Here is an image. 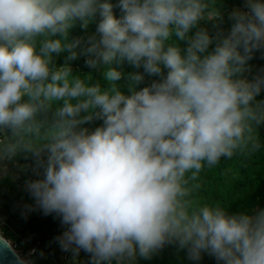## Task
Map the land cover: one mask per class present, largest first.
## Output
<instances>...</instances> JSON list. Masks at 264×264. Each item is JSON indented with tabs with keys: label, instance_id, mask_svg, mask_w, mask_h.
Segmentation results:
<instances>
[{
	"label": "clouds",
	"instance_id": "obj_1",
	"mask_svg": "<svg viewBox=\"0 0 264 264\" xmlns=\"http://www.w3.org/2000/svg\"><path fill=\"white\" fill-rule=\"evenodd\" d=\"M257 55L264 0H0V171L33 159L21 215L57 220L71 264H137L169 245L191 264H264V207L199 196L203 170L264 152Z\"/></svg>",
	"mask_w": 264,
	"mask_h": 264
},
{
	"label": "trees",
	"instance_id": "obj_2",
	"mask_svg": "<svg viewBox=\"0 0 264 264\" xmlns=\"http://www.w3.org/2000/svg\"><path fill=\"white\" fill-rule=\"evenodd\" d=\"M241 0H222V6L229 9L239 5ZM114 12H118L114 9ZM90 25L89 28H93ZM223 27H228L225 20ZM84 30L76 26L72 29V35H79ZM84 58L79 57L72 61L73 70L81 74L87 73L89 68L84 64ZM63 62V54L56 57V63ZM256 67L264 65V59L259 55L250 62ZM123 72L131 71L127 63L118 65ZM93 79H98L102 86L108 84L103 80L101 73L95 71ZM123 90H127V82L122 78L119 82ZM264 95V93H261ZM100 120L89 122L88 126L94 128L100 124ZM260 134L264 137V126L260 128ZM8 170L0 171V215L3 216V236L14 242L16 247L25 245L22 252L29 253L31 264H71L69 258L61 253L52 237L60 230L57 220L51 216H44L39 211H32L27 215L23 207L30 202V198L24 191L25 179L32 175L33 159L29 154L18 153L13 159L4 161ZM18 172L16 179L11 173ZM200 198L218 202L227 206L230 212L250 211L254 208L264 207V152L252 156L237 155L231 159H221L220 163L211 169H205L199 177ZM35 249L30 253L31 249ZM43 253L42 255L40 253ZM83 256V253H81ZM71 262V261H70ZM137 264H191L182 249L174 245L166 246L151 259H138ZM200 264H216L215 260L207 255L203 257Z\"/></svg>",
	"mask_w": 264,
	"mask_h": 264
},
{
	"label": "water",
	"instance_id": "obj_3",
	"mask_svg": "<svg viewBox=\"0 0 264 264\" xmlns=\"http://www.w3.org/2000/svg\"><path fill=\"white\" fill-rule=\"evenodd\" d=\"M13 250L15 253L19 254L13 246L12 249H10L0 242V264H19V261L16 259V255Z\"/></svg>",
	"mask_w": 264,
	"mask_h": 264
},
{
	"label": "built area",
	"instance_id": "obj_4",
	"mask_svg": "<svg viewBox=\"0 0 264 264\" xmlns=\"http://www.w3.org/2000/svg\"><path fill=\"white\" fill-rule=\"evenodd\" d=\"M2 225H3V219H1V215H0V233L2 232ZM13 246V245H12ZM14 247V246H13ZM15 248V247H14ZM34 248L30 250V253H33L34 252ZM16 251L22 255V256H25L26 258H29V253L27 252H22L21 250H18L16 249Z\"/></svg>",
	"mask_w": 264,
	"mask_h": 264
},
{
	"label": "rangeland",
	"instance_id": "obj_5",
	"mask_svg": "<svg viewBox=\"0 0 264 264\" xmlns=\"http://www.w3.org/2000/svg\"><path fill=\"white\" fill-rule=\"evenodd\" d=\"M5 169H6V167H5ZM6 170H8V169H6ZM11 175H12V178L16 179L17 176H18V172H17V171H13V172L11 173ZM1 219H3V216H1ZM9 241H10L11 244L15 247V249H21V248H22V249L24 250L25 245H22L21 247H16L13 241H11V240H9ZM64 256H65V254H63V257H64ZM68 263H71V262L68 261Z\"/></svg>",
	"mask_w": 264,
	"mask_h": 264
}]
</instances>
